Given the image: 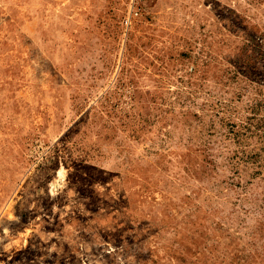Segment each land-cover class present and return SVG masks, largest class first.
Segmentation results:
<instances>
[{
    "label": "rangeland",
    "instance_id": "1",
    "mask_svg": "<svg viewBox=\"0 0 264 264\" xmlns=\"http://www.w3.org/2000/svg\"><path fill=\"white\" fill-rule=\"evenodd\" d=\"M0 264H264V0H0Z\"/></svg>",
    "mask_w": 264,
    "mask_h": 264
}]
</instances>
